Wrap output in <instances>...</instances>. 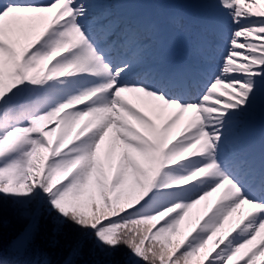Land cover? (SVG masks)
Wrapping results in <instances>:
<instances>
[{"label": "snow or ice", "instance_id": "obj_1", "mask_svg": "<svg viewBox=\"0 0 264 264\" xmlns=\"http://www.w3.org/2000/svg\"><path fill=\"white\" fill-rule=\"evenodd\" d=\"M0 264H264V0H0Z\"/></svg>", "mask_w": 264, "mask_h": 264}, {"label": "trees", "instance_id": "obj_2", "mask_svg": "<svg viewBox=\"0 0 264 264\" xmlns=\"http://www.w3.org/2000/svg\"><path fill=\"white\" fill-rule=\"evenodd\" d=\"M53 258H55V253H54V257Z\"/></svg>", "mask_w": 264, "mask_h": 264}]
</instances>
